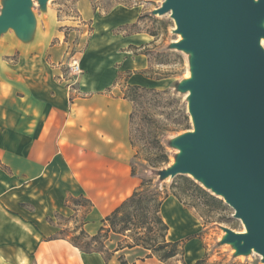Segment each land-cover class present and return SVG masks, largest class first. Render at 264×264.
<instances>
[{"label":"crops","instance_id":"obj_1","mask_svg":"<svg viewBox=\"0 0 264 264\" xmlns=\"http://www.w3.org/2000/svg\"><path fill=\"white\" fill-rule=\"evenodd\" d=\"M82 6L77 21L58 19L56 10L38 18L29 43L11 31L0 39V264H195L206 253L203 226L172 196L161 216L167 240L183 246L182 260L164 263L142 246L125 247L131 239L111 233L106 248L113 255L106 261L60 236L78 219L88 235H97L140 187L131 165L134 105L123 90L170 85L146 72L149 59L140 49L147 35L128 32L139 10L118 5L99 14ZM78 33L88 34L79 40L85 42L78 57L83 73L71 78ZM69 197H83L91 206L68 204ZM58 215L68 221L60 224Z\"/></svg>","mask_w":264,"mask_h":264},{"label":"water","instance_id":"obj_2","mask_svg":"<svg viewBox=\"0 0 264 264\" xmlns=\"http://www.w3.org/2000/svg\"><path fill=\"white\" fill-rule=\"evenodd\" d=\"M2 0L0 39L13 31L23 43L37 31L35 3ZM162 1L153 15L170 14L181 40L169 45L189 56L185 94L193 130L170 141L175 161L160 181L192 176L235 211L246 233L222 227L220 245L233 256L256 253L264 264V0Z\"/></svg>","mask_w":264,"mask_h":264},{"label":"rangeland","instance_id":"obj_3","mask_svg":"<svg viewBox=\"0 0 264 264\" xmlns=\"http://www.w3.org/2000/svg\"><path fill=\"white\" fill-rule=\"evenodd\" d=\"M83 3H86L95 13L99 14L108 13L118 5L139 10L140 17L135 25L129 27L128 32L147 35L149 42L140 49V52L149 59L150 65L146 72L155 79H168L170 82L166 89L151 88L152 91H141L135 95L136 103L132 112L131 140L134 148L132 164L136 176L141 182L144 179L152 182V188L160 193V201L164 200L167 195L178 197L179 199H177L184 206L194 211L203 226L200 238L203 240L206 249L204 255L206 264H263L262 257L256 253L235 258L233 256L234 251L229 245H220L219 242L224 235L222 227L240 233L245 231L242 221L234 217V209L227 205L223 199L218 198L223 202L221 208L203 202L197 192L186 186L185 179H190L209 194H213L200 183H197L192 176L179 175L173 179L160 181L157 175L158 171L166 169L175 161L178 151L170 147V141L193 130L188 112L187 96L175 89L177 83L190 78L189 56L183 52L169 49V45L180 41L181 36L173 32L176 25L170 14L153 15V11L159 9L163 2L147 0H51L46 12L41 11L36 2L34 13L37 19H41L44 17L43 15L56 10L58 19L72 18L71 20L77 21L76 19L79 18L78 11L82 13L84 11ZM1 8L0 2V12ZM69 31L70 29L67 30V33ZM82 36L80 33L74 36L75 41L71 56L80 57V53L83 52L85 42L79 41ZM83 37L85 40L88 34ZM165 157L167 161H165ZM156 209L158 210L156 205L147 209L148 218ZM78 224L75 223L74 226ZM145 227L149 231L150 227H154L150 218ZM67 231L71 232L70 230ZM156 232H158L156 227L149 234L145 229L138 232L134 227H131L126 235L146 239L147 237L153 238L157 234ZM177 258L182 260L183 255L180 254Z\"/></svg>","mask_w":264,"mask_h":264},{"label":"trees","instance_id":"obj_4","mask_svg":"<svg viewBox=\"0 0 264 264\" xmlns=\"http://www.w3.org/2000/svg\"><path fill=\"white\" fill-rule=\"evenodd\" d=\"M152 90L153 89L151 88L140 86H127L124 88L123 93L124 97L134 105L136 103V93ZM165 161H167L166 157ZM132 175L136 176L133 164ZM151 183V181L145 179L142 180L140 187L105 220V224L108 227L103 226L97 235H88L83 228V222L77 220L76 223L79 224L74 226L70 233L67 230H62L60 236L69 240L83 253H101L104 255L106 261H109L113 255V253L106 248V242L109 240L111 233L130 238L132 242L127 243L125 247L132 248L134 246H142L151 252L150 257L155 256L164 263L176 258L180 254L184 255L181 242H169L167 240L169 228L161 216V207L163 202L169 198V196L167 195L164 200L160 201V193L152 188ZM185 184L188 188L197 192L203 199V202H207L217 208L223 206V202L220 199L209 194L190 179H185ZM67 202L68 204H73L75 206H91V203L83 197H69ZM154 205L158 207V210L156 209L152 216H149L152 225L154 226L150 227V231L153 232L156 227L158 230V232H156L157 234L153 238L147 237L146 239L144 237L136 238L132 235L131 237L126 235V233L131 230V227H134L138 232L145 229L148 232L147 234H149V229H146L145 227V224H148L149 219L146 211ZM58 217L61 221L60 224H64V222L68 221L61 215H58ZM138 235H140V233H138ZM123 247V245H119V248ZM195 264H206V260L203 257Z\"/></svg>","mask_w":264,"mask_h":264},{"label":"built area","instance_id":"obj_5","mask_svg":"<svg viewBox=\"0 0 264 264\" xmlns=\"http://www.w3.org/2000/svg\"><path fill=\"white\" fill-rule=\"evenodd\" d=\"M68 72L71 78H77L83 73L80 59L77 56H71L68 64Z\"/></svg>","mask_w":264,"mask_h":264},{"label":"bare ground","instance_id":"obj_6","mask_svg":"<svg viewBox=\"0 0 264 264\" xmlns=\"http://www.w3.org/2000/svg\"><path fill=\"white\" fill-rule=\"evenodd\" d=\"M264 42V41H263ZM245 233V231H243ZM242 233V232H241Z\"/></svg>","mask_w":264,"mask_h":264}]
</instances>
